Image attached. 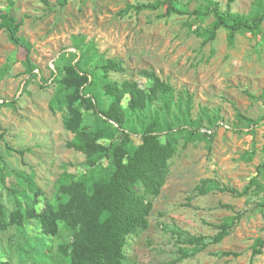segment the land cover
Instances as JSON below:
<instances>
[{"label":"rangeland","instance_id":"obj_1","mask_svg":"<svg viewBox=\"0 0 264 264\" xmlns=\"http://www.w3.org/2000/svg\"><path fill=\"white\" fill-rule=\"evenodd\" d=\"M153 1L70 0L61 8L57 0H0V22L6 12L22 19L20 34L31 42V58L38 66L37 75L30 77L21 50L8 31L0 29V175L5 178L0 180V203L13 208L6 185L29 193V182L18 173L32 177L43 190L41 210L47 201H55L63 173L78 179L88 169L85 154L66 145L74 137L63 124L67 110L53 111L49 106L56 87L52 64L56 68L73 62L80 43L90 48L91 56L95 54L94 64L103 57L122 60L125 71L111 72L112 79H131L147 88L152 80L145 73H157L175 88L177 97L189 98L196 125L213 129L211 135H202L200 129L193 138L180 140L162 192L152 197L148 228L127 237L126 264H264V252L255 256L252 252L255 240L264 239V210L258 206L264 193H252L253 188L243 196L216 188L205 194L198 191L204 179L239 190L255 176L264 184L258 173L264 160V97L258 98L264 92V23L257 36L248 30L239 32L233 45L223 28L205 44L195 29L210 26L213 15L161 17L164 8L121 14L128 4ZM215 1L222 10L228 8L229 0ZM252 1L234 0L231 9L247 13ZM200 4L178 0L177 5L189 11ZM240 113L256 122L240 124L244 120ZM83 114L88 126L104 131L103 143L119 140L121 130L116 125L92 110L83 109ZM209 117L218 123L211 126ZM108 162L101 160L104 167ZM228 216H239L229 235L183 256L194 246L176 233L212 236ZM19 234L14 226L0 229L1 248L13 247ZM26 235V239L45 238L55 247L66 238L67 228L61 223L58 235L47 237L32 221ZM224 251L237 255H221Z\"/></svg>","mask_w":264,"mask_h":264},{"label":"trees","instance_id":"obj_2","mask_svg":"<svg viewBox=\"0 0 264 264\" xmlns=\"http://www.w3.org/2000/svg\"><path fill=\"white\" fill-rule=\"evenodd\" d=\"M69 1L57 0V5L64 8ZM199 1L200 8L189 11L178 7V0L128 4L121 14L164 8L161 17L213 15L210 26L195 29L196 34L204 37L205 44L214 41L221 28L227 30L230 45L243 30L256 36L263 32L264 0H253L247 13L233 11L231 3L234 0L228 1L226 10H222L218 1ZM22 25V19L13 12L1 14L0 29L8 31L9 38L22 52L21 61L27 73L35 77L38 66L31 58V42L20 34ZM79 44H76V59L63 67L57 64L56 71L52 72L56 87L49 106L53 111L67 110L63 124L74 137L66 145L84 153L89 167L78 179L71 173H63L58 180L55 201H47L41 210L38 205L43 190L36 186L32 177L18 173L29 182V193L6 185L13 208L0 203V229L5 231L14 226L20 230V237L13 247L2 249L0 243V264H11L13 260L16 264H126L127 237L148 228L154 208L152 197L162 192L180 140L183 137L191 139L200 133L201 127L191 115V101L177 97L175 88L168 81L155 72L145 73L152 80V85L147 88L131 79H112L111 72L125 71L122 60L103 57L94 64L95 54L91 56L90 48ZM263 97L264 92L258 96L262 100ZM83 109L92 110L105 122L116 125L121 130L119 140L108 145L103 143L104 131L85 123ZM239 115L244 118L240 124L246 120L256 122L244 114ZM209 122L214 126L218 120L209 117ZM238 128L243 130L240 125ZM202 135L207 136V133ZM14 150L23 153V150ZM103 158L109 159L105 167L101 164ZM258 173L264 179V160ZM4 179L1 174L0 180L5 182ZM260 181L255 176L239 190L221 186L214 179H204L198 191L205 194L216 188L243 196L253 188L252 193L259 195L264 193V184ZM258 206L264 210V194ZM238 217H226L216 225L218 231L212 236L176 233L178 238L194 246L190 252L183 251V256L196 254L209 243L221 242L230 234ZM32 221L47 237L57 236L60 224L64 223L66 238L55 247L49 246L45 238L30 236L26 239V226ZM263 248L264 239L257 238L253 255L262 254ZM231 254L237 255L231 251L221 252V255Z\"/></svg>","mask_w":264,"mask_h":264},{"label":"built area","instance_id":"obj_3","mask_svg":"<svg viewBox=\"0 0 264 264\" xmlns=\"http://www.w3.org/2000/svg\"><path fill=\"white\" fill-rule=\"evenodd\" d=\"M53 70L56 71L55 66L52 64ZM201 132L207 133V135H211L213 133V129H208V128H202Z\"/></svg>","mask_w":264,"mask_h":264}]
</instances>
